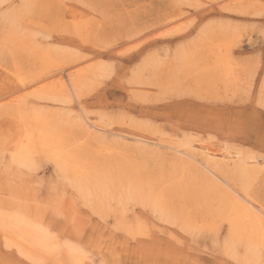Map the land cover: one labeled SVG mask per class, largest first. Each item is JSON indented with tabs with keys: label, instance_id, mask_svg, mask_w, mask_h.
<instances>
[{
	"label": "rangeland",
	"instance_id": "374dc122",
	"mask_svg": "<svg viewBox=\"0 0 264 264\" xmlns=\"http://www.w3.org/2000/svg\"><path fill=\"white\" fill-rule=\"evenodd\" d=\"M96 65L100 76L88 72ZM61 71L81 80L76 92L57 90ZM21 110L42 115L75 163L112 190L160 193L172 215L138 197L84 198L46 158L14 162ZM233 196L264 210V0L0 4L2 200L38 207L88 264H241L245 243L226 219ZM0 264L33 263L0 237Z\"/></svg>",
	"mask_w": 264,
	"mask_h": 264
},
{
	"label": "bare ground",
	"instance_id": "6f19581e",
	"mask_svg": "<svg viewBox=\"0 0 264 264\" xmlns=\"http://www.w3.org/2000/svg\"><path fill=\"white\" fill-rule=\"evenodd\" d=\"M4 1L5 0H0V4ZM20 43L21 45L24 44L26 46L27 42L23 40ZM28 46L29 45H27V47ZM87 69L88 72L92 73V75H99L102 72L103 67L96 65L94 67L92 66V69ZM59 74L58 76L60 86L58 88L57 83V90H60L61 92H76L77 87L80 86L81 80L75 78L67 79L63 71L59 72ZM82 80H84L83 77ZM59 97L55 95V97L52 98L58 100ZM60 99L62 100V98ZM19 114V129L13 143L10 145V147H8L12 152L9 153H11L12 160L14 162L20 165H28L33 163L36 158H46L54 163L59 175L62 174L64 178L68 179L84 198H90V200L98 202L100 205H106L108 201L113 199L121 203H126L130 199L138 197L141 198L146 205L151 204L154 209L159 210L162 216H168L171 213H169L166 205L162 204V199L159 195L160 193L158 196L154 197L155 194L152 196L149 194L147 195L144 193H139L142 190H135L132 186H130L128 189L126 186L125 190L122 186L123 190L121 188V192L120 190L119 192H115L110 186L105 184L102 178L91 175V172L89 173L85 167L83 168V166L81 167L80 164L75 163L76 161H74L70 154L66 151L64 147L66 146L65 143L63 145L62 141L59 138L54 137V135L49 131V127H47L48 122L45 121L42 115L35 111L31 112L29 110H21ZM86 121V125L90 128V130L94 129L97 132L101 130V128L96 123H93L92 120L90 121V119L88 120L86 118ZM138 141L143 142L141 139ZM169 147L189 156L190 158H193L194 160L197 159L193 154L182 150L180 151L174 146ZM210 153L213 154V152ZM203 165L208 171H214L215 167L208 164V161L207 163H203ZM238 169L244 170V167L242 166ZM246 172L247 171H245L244 174H246ZM123 181L125 182V180ZM134 186L139 188L136 184ZM157 197H159L161 200ZM230 197L232 196L230 195ZM12 200L6 201L0 198V237L3 240L4 247L10 251H16L19 255L33 264H88L85 260L86 256L84 255V252L81 250V248H78L79 246L74 247L67 241V243H62L58 237L52 233L50 227L44 223L43 218L39 215L37 210L39 209L38 207L36 208V206L34 207L32 204L30 205V203L27 204L18 200L13 202ZM230 208L231 207L228 209ZM231 209V211H227L230 213L226 217L231 225V235L238 241L244 242L246 247V252L241 259V264H264L262 260V253L264 250V210L256 206L253 201L246 197L243 200L234 197V203ZM211 223H213V221ZM138 232L141 234L143 233L140 227L136 233ZM231 244H228V250L230 252L234 250L231 247Z\"/></svg>",
	"mask_w": 264,
	"mask_h": 264
}]
</instances>
